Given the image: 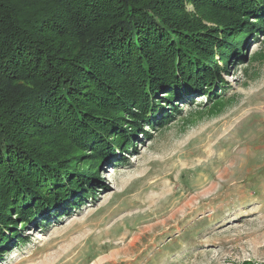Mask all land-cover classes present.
<instances>
[{"label":"trees","instance_id":"obj_1","mask_svg":"<svg viewBox=\"0 0 264 264\" xmlns=\"http://www.w3.org/2000/svg\"><path fill=\"white\" fill-rule=\"evenodd\" d=\"M263 25L264 0H0V248L168 121L160 91L211 99Z\"/></svg>","mask_w":264,"mask_h":264},{"label":"rangeland","instance_id":"obj_2","mask_svg":"<svg viewBox=\"0 0 264 264\" xmlns=\"http://www.w3.org/2000/svg\"><path fill=\"white\" fill-rule=\"evenodd\" d=\"M251 36L217 95L160 91L169 120H142L87 195L21 228L0 264H264V40Z\"/></svg>","mask_w":264,"mask_h":264}]
</instances>
